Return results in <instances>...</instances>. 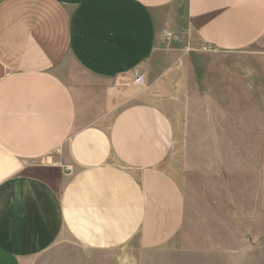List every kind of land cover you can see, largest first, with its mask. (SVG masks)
Segmentation results:
<instances>
[{"label": "crops", "instance_id": "0c3cea01", "mask_svg": "<svg viewBox=\"0 0 264 264\" xmlns=\"http://www.w3.org/2000/svg\"><path fill=\"white\" fill-rule=\"evenodd\" d=\"M263 38L264 0H0V264L170 242L180 154L226 136Z\"/></svg>", "mask_w": 264, "mask_h": 264}, {"label": "rangeland", "instance_id": "374dc122", "mask_svg": "<svg viewBox=\"0 0 264 264\" xmlns=\"http://www.w3.org/2000/svg\"><path fill=\"white\" fill-rule=\"evenodd\" d=\"M237 85L226 91V136L180 154L184 218L170 242L90 249L63 239L26 264H264V74Z\"/></svg>", "mask_w": 264, "mask_h": 264}, {"label": "built area", "instance_id": "2783aa9c", "mask_svg": "<svg viewBox=\"0 0 264 264\" xmlns=\"http://www.w3.org/2000/svg\"><path fill=\"white\" fill-rule=\"evenodd\" d=\"M171 37L170 33H165V38L169 39ZM203 50H209L207 48H203ZM142 81V78L140 76H135L133 79V84H140Z\"/></svg>", "mask_w": 264, "mask_h": 264}]
</instances>
